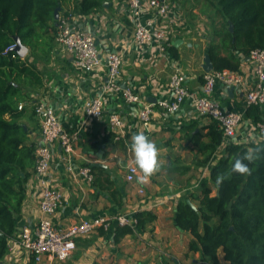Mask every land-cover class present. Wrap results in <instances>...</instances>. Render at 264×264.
<instances>
[{"label": "crops", "instance_id": "crops-1", "mask_svg": "<svg viewBox=\"0 0 264 264\" xmlns=\"http://www.w3.org/2000/svg\"><path fill=\"white\" fill-rule=\"evenodd\" d=\"M75 2L76 0H71L67 3L65 11L73 9ZM171 3V12L160 22L170 35L171 45L174 47V52L168 50L166 56L160 55L152 47H141L135 43L127 0H109L89 16L76 14L75 20L79 29L94 36L102 58L100 68L91 73L78 71L73 58L56 42L51 60L48 63L38 62L43 87L34 91L31 97L34 103L38 100L45 101L55 111L65 131L78 133L80 140L72 160L75 171L87 165L100 164L108 170L111 179L121 190V205H117L108 191L78 174L68 172L60 161L63 154L61 146L56 143L53 148L51 184L64 196L62 206L53 217L56 226L65 229L82 220L134 216L142 211L152 212L157 217L145 229H137L133 235H128L119 242H115L114 237L116 230L121 227L113 221L109 231L98 229L88 237L77 239V249L70 259L65 262L53 261L52 264H196L200 259L199 253H189L191 236L178 229L175 217L178 201L191 194H200L201 184L207 178L199 185L186 187L171 179H159L155 173L146 183L141 184L137 180L129 183L126 172L124 176L122 174L120 161L123 155L122 143H126L131 150V137L138 132L144 133L158 146L160 159L168 160V165L174 156L176 159H184L189 155L199 158L196 149L182 139L178 130L193 121H198L200 128L211 121L199 117L192 104L187 103L174 116L164 117L156 108L152 120L144 126L137 118L139 105L126 106L120 94L104 91L109 80L106 60L109 54L118 53L123 57L124 63L121 86L133 90L145 103L157 104L161 100L171 99L168 86L176 66H181L187 79V87L194 93L202 92L206 72L201 73L199 70L203 69L211 40L208 32L209 14L202 0H172ZM148 17L150 14L145 13V18ZM239 58L244 87L232 89L218 84L214 96L224 110L244 113L245 92L253 86L254 76L250 58L241 54ZM99 96L105 97L106 107L103 119L96 121L85 116L84 106L87 100ZM115 111L121 112L125 119V133L119 140H116V134L108 124L109 114ZM262 111L264 114V107ZM25 122L31 130V142L38 146L41 133L37 118L29 114ZM256 137L255 123L246 119L235 141L249 144ZM219 156L220 151L209 167L203 169L206 177ZM184 167L186 168L178 171L188 173L192 170L189 166ZM194 168H197L195 163ZM106 177L105 175L104 178ZM140 190L144 191L143 194L139 193ZM192 204L197 205L195 202ZM42 217L40 190L33 170L26 184V197L21 213L16 218V234L24 227L34 228ZM0 264L37 263L29 253L22 252L18 255L7 253Z\"/></svg>", "mask_w": 264, "mask_h": 264}, {"label": "trees", "instance_id": "trees-1", "mask_svg": "<svg viewBox=\"0 0 264 264\" xmlns=\"http://www.w3.org/2000/svg\"><path fill=\"white\" fill-rule=\"evenodd\" d=\"M70 1L0 0V262L16 234V218L36 165L37 146L31 142V130L25 121L29 114L35 116L32 93L43 87L38 62L51 60L61 16H89L109 0H77L73 11L65 12L64 6ZM202 2L213 13L208 15L212 34L207 56L214 71L240 72L239 54L249 57L252 51L264 48V0ZM16 38L28 49L25 57L11 49L18 45ZM169 50L174 52V47L171 45ZM175 57L178 58L176 53ZM245 118L256 125L263 121L264 114L259 106H250ZM178 131L196 149L199 158L194 163L199 170L208 168L220 151L209 177L201 184L200 194L182 197L176 206L177 227L191 236L189 253L200 254L196 264H264V143L240 144L234 139L225 144L214 121L203 128L193 121ZM245 151L252 152L255 158L249 164L250 174L241 175L232 171V164ZM87 166L95 176L94 185L108 191L121 205V190L108 170ZM218 174L224 176L219 184ZM188 201L197 203L195 208ZM133 217L135 226L116 230L115 242L157 219L149 211Z\"/></svg>", "mask_w": 264, "mask_h": 264}, {"label": "built area", "instance_id": "built-area-1", "mask_svg": "<svg viewBox=\"0 0 264 264\" xmlns=\"http://www.w3.org/2000/svg\"><path fill=\"white\" fill-rule=\"evenodd\" d=\"M172 0H127L129 18L134 29V41L141 47L154 48L162 56L168 54L171 47L170 35L160 25L173 8ZM145 13L150 17L145 18ZM76 14L69 13L59 19L56 43L73 58L75 68L84 73H91L102 66V58L94 36L77 26ZM14 44L11 49H16ZM253 65L254 83L245 92L246 108L250 106L264 107V48L256 49L249 56ZM123 57L118 53L109 54L106 60L108 83L104 86L105 93L114 92L122 96L128 105H139L137 118L144 126L148 125L158 108L164 117L174 116L182 107L191 103L199 117L209 119L217 124L227 144L237 137L245 123V112L226 111L215 98V88L222 84L229 88H243L244 76L240 72L229 70L211 71L204 74V84L200 94L192 92L186 84V76L181 66H176L172 73L168 93L170 100H161L157 104L145 103L133 90L121 86ZM106 107L105 97L99 96L86 101L84 114L87 118L100 121ZM23 104L19 109L22 110ZM35 117L40 126V139L36 147V165L34 169L36 182L40 190V210L43 217L34 228L24 227L8 242V253H29L37 264H52L53 261L65 262L72 257L77 249L76 240L91 235L98 229L109 231L113 221L119 227L135 226L133 216L120 215L113 219L97 217L82 220L67 228H59L53 221L64 201L63 193L51 184V170L54 159L53 148L59 143L63 151L60 161L71 174H78L93 183L95 176L90 167H80L75 171L73 157L80 137L78 133L64 130L55 111L45 101L34 103ZM108 124L116 134V140L124 136L125 119L121 112H111ZM256 142L264 143V119L256 124ZM254 141V142H255ZM241 144V143H240ZM139 176V169L131 163L127 167L126 180L134 183ZM143 190L139 193L143 194ZM47 258V261L45 260Z\"/></svg>", "mask_w": 264, "mask_h": 264}, {"label": "clouds", "instance_id": "clouds-1", "mask_svg": "<svg viewBox=\"0 0 264 264\" xmlns=\"http://www.w3.org/2000/svg\"><path fill=\"white\" fill-rule=\"evenodd\" d=\"M131 149L134 153L136 166L140 169L141 175L137 181L146 183L160 168L159 149L144 133L138 132L131 137ZM254 155L250 151H245L243 156H238L232 164V171L238 174H250L249 164L254 160ZM247 161L248 163H246ZM224 176L218 174L216 182L223 181Z\"/></svg>", "mask_w": 264, "mask_h": 264}, {"label": "rangeland", "instance_id": "rangeland-1", "mask_svg": "<svg viewBox=\"0 0 264 264\" xmlns=\"http://www.w3.org/2000/svg\"><path fill=\"white\" fill-rule=\"evenodd\" d=\"M65 7H66V5L64 6V9H65ZM204 8H205V6H204ZM205 10L209 13V16H211L213 14L209 8H205ZM66 11H68V10H66ZM72 11H73V9H72ZM211 23H212L211 19H209V26L208 27H210V30L208 28V32L210 35L212 34ZM203 65H204V63H203ZM203 71H204V69H202V68L199 70V72H201V73H203ZM35 127H37V125H35ZM122 145H123V152H122L123 155L121 156L120 169L122 170V174L124 176L128 165L130 163H134L136 165V163H135L134 153H133L132 149L129 150L128 145L126 143H122ZM174 157L175 158L173 159V161L169 165H168V163H169L168 160L160 159V165L161 166H160L159 170L156 172L157 173L156 176H158L159 179L162 178L165 181L174 180L176 182H180L182 184V186L191 187L193 185H199L204 180V178L209 177V176L206 177L204 170H199L197 168H194V162L193 161H194L195 157H192L191 155L185 156L184 159L182 157H179L178 159H176V156H174ZM184 166H189L192 170L188 173L178 171V169L181 170V169L186 168ZM155 182H156V180H155ZM170 263H172L171 260H170Z\"/></svg>", "mask_w": 264, "mask_h": 264}, {"label": "water", "instance_id": "water-1", "mask_svg": "<svg viewBox=\"0 0 264 264\" xmlns=\"http://www.w3.org/2000/svg\"><path fill=\"white\" fill-rule=\"evenodd\" d=\"M61 10V8H58L56 11H55V16H56V19L58 20V18H59V11ZM231 29H232V26H231ZM16 41H17V43H18V45H17V48L15 49V51L17 52V54H19L21 57H25L26 55H27V53H28V49L25 47V46H23L22 44H21V41H20V39L19 38H16ZM203 69H204V71L205 72H211V71H213L214 69H213V65H212V62H211V60L209 59V57L207 56L206 57V59H205V63H204V65H203ZM126 88V87H125ZM232 89H234V88H232ZM231 89V92L233 91ZM98 165H100V164H98ZM101 166V165H100ZM188 203L193 207V208H195V206L192 204V202L191 201H188Z\"/></svg>", "mask_w": 264, "mask_h": 264}]
</instances>
